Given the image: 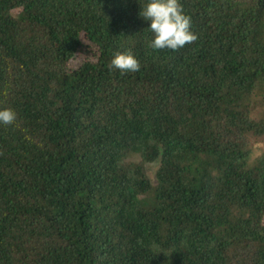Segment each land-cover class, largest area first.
Returning <instances> with one entry per match:
<instances>
[{
	"label": "trees",
	"instance_id": "16d2710c",
	"mask_svg": "<svg viewBox=\"0 0 264 264\" xmlns=\"http://www.w3.org/2000/svg\"><path fill=\"white\" fill-rule=\"evenodd\" d=\"M147 3L0 0V264H264V0Z\"/></svg>",
	"mask_w": 264,
	"mask_h": 264
},
{
	"label": "clouds",
	"instance_id": "9594fccd",
	"mask_svg": "<svg viewBox=\"0 0 264 264\" xmlns=\"http://www.w3.org/2000/svg\"><path fill=\"white\" fill-rule=\"evenodd\" d=\"M139 15L150 21L149 30L154 38L147 47L153 51L179 50L188 44L194 43L198 37L191 31V17L184 14L179 0H148L141 8ZM110 67L119 70L122 74L140 71V62L130 52L116 53L111 60ZM17 114L11 108L0 110V125L15 124Z\"/></svg>",
	"mask_w": 264,
	"mask_h": 264
},
{
	"label": "rangeland",
	"instance_id": "374dc122",
	"mask_svg": "<svg viewBox=\"0 0 264 264\" xmlns=\"http://www.w3.org/2000/svg\"><path fill=\"white\" fill-rule=\"evenodd\" d=\"M259 146V145H258Z\"/></svg>",
	"mask_w": 264,
	"mask_h": 264
}]
</instances>
